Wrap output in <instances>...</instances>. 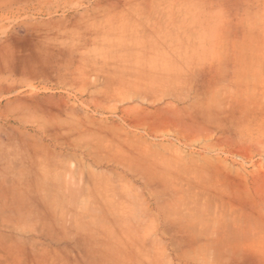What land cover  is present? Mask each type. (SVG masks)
Here are the masks:
<instances>
[{
    "label": "crops",
    "instance_id": "crops-1",
    "mask_svg": "<svg viewBox=\"0 0 264 264\" xmlns=\"http://www.w3.org/2000/svg\"><path fill=\"white\" fill-rule=\"evenodd\" d=\"M245 1L0 0V264H264Z\"/></svg>",
    "mask_w": 264,
    "mask_h": 264
},
{
    "label": "rangeland",
    "instance_id": "rangeland-1",
    "mask_svg": "<svg viewBox=\"0 0 264 264\" xmlns=\"http://www.w3.org/2000/svg\"><path fill=\"white\" fill-rule=\"evenodd\" d=\"M237 5H241V4H235L234 6ZM243 5H247L249 6V14L248 16H250V41H264L262 39V36H258L257 32L255 31L256 28H258L259 26H263L264 24V18L260 16L259 19L255 18V12L257 10H263L264 9V0H247L244 2ZM44 69V68H43ZM44 74V73H43ZM48 75V74H45ZM261 157H264V155H262ZM235 161H238L237 159H235ZM260 161V166L264 165V160H258V158H253L250 160L251 166L253 167V163ZM245 164V163H244Z\"/></svg>",
    "mask_w": 264,
    "mask_h": 264
}]
</instances>
